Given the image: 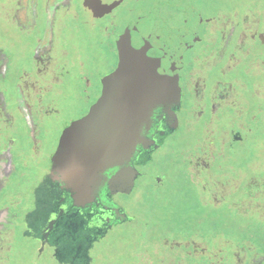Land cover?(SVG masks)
<instances>
[{"label": "flooded vegetation", "instance_id": "af4514ba", "mask_svg": "<svg viewBox=\"0 0 264 264\" xmlns=\"http://www.w3.org/2000/svg\"><path fill=\"white\" fill-rule=\"evenodd\" d=\"M78 2L0 1V12L6 15L2 22L11 24L18 40H22L18 45L22 58L31 57L30 64L20 65L15 60L18 53L4 38L7 34L0 35V255L17 230H22L26 239L38 246L35 255L40 264L45 262V255L55 264H94L91 251L117 229L136 222L124 199L133 196L138 182L151 181L157 188H165L167 178L163 173L156 169L151 176L143 170L182 125L202 127L199 143L184 151L190 152L187 157L194 174L190 183L202 192L197 202L201 207L194 209L220 205L232 214L239 213L240 218L245 213L264 222V164H253L246 156L247 141H252L255 130L264 126V0H176L175 14L169 13L159 22L145 14L148 10L160 12L158 6L149 8L144 0H80L90 14L84 22L89 21L92 30L101 35L98 46L110 65L98 80L99 87L82 90L81 120L101 100L108 77L116 78V101L123 99L125 104L122 90L126 84H121L123 76L117 73L125 62L123 43L134 53L137 48L145 49L159 67L140 87L133 84L137 93L127 97L129 105L147 107L135 152L122 166L106 169L98 180L94 179L93 186L83 179L84 172L77 165L71 167L62 156L63 150L75 152L64 135L79 119L55 126L53 140L45 126L49 117L59 116L56 104L66 95L64 87L53 89L62 79L54 71L67 68L57 48L58 28L63 29L67 20H79ZM39 30L38 43L32 48ZM71 55L68 77L76 70L82 76L89 61L79 51ZM85 82L92 85L87 79ZM244 87L258 101L250 109H243L238 98ZM47 105L48 109L41 108ZM88 126L78 130L80 151L92 149L83 141L96 131ZM256 166L263 169L256 171ZM75 169L78 179L70 188L65 177ZM28 180L35 184L30 196L13 189L14 183ZM151 189L147 188L143 198L152 195ZM20 201L24 204L21 207ZM192 201L196 203V199ZM19 207L22 210L15 212ZM18 213L23 217L20 221ZM247 241L233 245L229 253L218 242L204 243L194 235L174 239V244L165 246L170 252L167 263L156 249L147 251L145 259L150 264H264V248Z\"/></svg>", "mask_w": 264, "mask_h": 264}, {"label": "rangeland", "instance_id": "374dc122", "mask_svg": "<svg viewBox=\"0 0 264 264\" xmlns=\"http://www.w3.org/2000/svg\"><path fill=\"white\" fill-rule=\"evenodd\" d=\"M144 2L149 8L158 6L160 10L157 13H151L152 11L148 10L145 14L150 20L159 22L167 19L168 15L170 16L169 13L175 14L173 6H176V0H144ZM78 3L79 20L74 22L67 20L63 29L61 26L58 28L57 48L60 50L62 61L66 62L67 68L62 71H57L58 69L54 71L58 75V78L62 79L60 83L58 80L54 83L56 86L53 89L58 90V88L64 87L66 95L59 98L56 104V110L59 112L60 117L58 115L52 116L47 119L48 124L45 122L46 129H49L48 136L52 140L56 136L55 126L59 125L60 122L63 123L62 125H67L73 119L81 121L82 110L80 105L84 103L82 90L87 88L95 90L99 87L98 80L100 79L101 81V77L107 73L110 66L108 65L107 56L102 52L103 48L98 46V43L102 39L101 35L95 32L96 30H92V24L89 21L84 22L85 20H89L90 14L86 13V7H82L80 0ZM1 13L0 35L2 36L6 33L8 36L14 37L16 41H9L7 35H4L5 40L9 43L11 42L10 44L14 53H18L15 58L16 62L19 61L20 65L23 62V64H30L31 59L29 58L31 57L26 55L22 58L20 54L21 49L18 48V45L19 47L21 46L22 40H18V33H15L16 30L14 31L10 26L11 24L7 25L5 21L2 22L1 19H4L6 15ZM143 24L146 23L143 22ZM55 26H58V23ZM40 34L41 30L35 34L33 45H31L32 48L36 47ZM78 51L87 58L90 64L83 70L82 76L79 74L80 71L76 70L75 75L68 77L67 72L70 71L72 66L71 54L74 55ZM32 52L34 53V51ZM86 79L90 81L91 86L87 85ZM243 92L238 96L240 102L243 103V109H250L251 106L258 104L255 103L258 101L252 95H249L247 90L245 91V87ZM48 106L41 108L48 109ZM94 107H91L90 111ZM41 108L38 107V112H40ZM243 112L248 115L246 110ZM41 113L45 114L44 112ZM107 114H110V112L105 113L102 118L114 124L116 119L112 116H106ZM94 123L96 122L94 121ZM94 123L92 125L95 129ZM221 128H223V123H221ZM115 130L117 131V129ZM201 130L202 127L198 124L189 125L188 128L182 125L181 130L168 140L165 148L154 156L153 161L143 171L152 176L155 170L158 169L167 178L165 188H157L156 184L151 181L146 183L138 182L137 191H135L133 196L124 199L129 206L130 213L136 218V222L117 229L102 244L96 246L91 251V258L94 260V264H150L145 259L147 251L155 249L156 251L158 250L164 262L167 263L166 257L169 256L170 252L165 249V246L167 247V245L174 242V239H187L194 235H198L204 243L206 241L212 245L218 242L222 248H227L229 253L231 252L230 250H233V245L239 246L248 239L252 243L258 244L259 247L264 248V222L258 216L253 215L250 217L244 213L242 215L244 218H240L239 213L237 215L232 214L230 213L231 210L220 205L217 208H213L212 204L210 206L206 204L204 208L198 211L194 209L197 206V202L201 200L199 194H202V192L190 183L194 175L192 170H190L192 169L189 162L191 159L187 157L190 152L188 154V152L184 153V151L187 148L190 149V146H195L199 143ZM252 139V141H247L250 144L247 146L246 156L249 161H254L253 164H264L262 155L264 153V126L261 125L255 130ZM205 147L207 148V143H205ZM62 156H65L70 162L71 167L78 164L75 162V156L71 151L67 150L66 152L63 150ZM242 158L245 160V155ZM234 161L237 162L239 159L236 157ZM81 166L82 163L78 164L76 168H80ZM255 168L254 170L256 171L263 169L260 166H256ZM240 173L244 175V169H241ZM33 179L36 180L35 178ZM14 186L13 189L17 193L24 194L27 197L30 196L31 189L35 188L34 182L32 183L29 180L22 184L14 183ZM149 187L152 188V195L143 198ZM234 190L238 192L237 189ZM195 199L196 203L192 201ZM20 203V207L24 205L23 201H20ZM15 205L12 207L14 208ZM20 207L15 212L19 211ZM18 214L19 217L17 218L20 221L23 217L20 213ZM194 219H200V221L195 222L193 221ZM146 221L149 222L148 225H146ZM18 223L20 225V222ZM22 232V230L21 232L17 230L13 239L11 237L9 246H4L5 249L2 256L0 255L3 260L2 264H40L37 262L38 260L35 255L38 246H36L34 241L26 239L27 237ZM161 239H163L162 243L158 242ZM247 242L249 243L250 241ZM208 244L207 246H210ZM48 257L49 255L44 256L45 260L43 261L45 262L43 264H55ZM170 263L174 264L173 262ZM153 264L158 263L154 262Z\"/></svg>", "mask_w": 264, "mask_h": 264}, {"label": "water", "instance_id": "95a60500", "mask_svg": "<svg viewBox=\"0 0 264 264\" xmlns=\"http://www.w3.org/2000/svg\"><path fill=\"white\" fill-rule=\"evenodd\" d=\"M136 53L138 55L135 59L125 61L122 58L125 62L120 65L117 71L118 75L123 76L121 84H126L124 90H122L125 96V104L123 99L122 102L117 103L116 98L118 97H115V95L118 92L116 90V84L118 83H114L116 78L108 77L104 81V94L98 104L90 111L87 117L73 124L65 132L64 139L65 141L71 140L73 143L75 162L78 164L82 163L80 169L82 173L84 172L83 179L90 182L89 186H93L96 183L94 179L98 180V176L103 174L106 169L120 167L124 162H127L139 143L138 133L144 123L147 107L140 108L139 103H130V106L127 103V97L130 93H137L132 88L133 84L140 87L150 72L159 67L156 63L157 61H154V58L147 54L145 49L137 48ZM120 96L122 97V94ZM107 112H110V114L106 116H112L116 119L114 124L102 118ZM92 123H94L96 131L91 135V138L85 137V140H83L89 143L88 146L92 145V151L89 150L87 152L84 149L80 151L78 148L80 144L76 141V139L79 140L77 138L80 136L79 131H81L82 126L85 127L87 125L94 129ZM76 142H78V145ZM69 173L65 180L71 188L75 186L78 179L77 173L79 172L78 169H75Z\"/></svg>", "mask_w": 264, "mask_h": 264}, {"label": "snow or ice", "instance_id": "6c2138e0", "mask_svg": "<svg viewBox=\"0 0 264 264\" xmlns=\"http://www.w3.org/2000/svg\"><path fill=\"white\" fill-rule=\"evenodd\" d=\"M137 55V53H134L129 49L126 42L122 44V57L125 61L129 59H135L137 58ZM53 219H55V217H53Z\"/></svg>", "mask_w": 264, "mask_h": 264}]
</instances>
